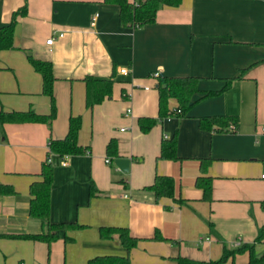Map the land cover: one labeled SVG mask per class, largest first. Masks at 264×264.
<instances>
[{"label": "crops", "instance_id": "obj_1", "mask_svg": "<svg viewBox=\"0 0 264 264\" xmlns=\"http://www.w3.org/2000/svg\"><path fill=\"white\" fill-rule=\"evenodd\" d=\"M23 6L13 46L0 49V111L49 113L31 55L51 63L56 115L50 126L0 121V183L16 191L0 195V264H87L99 254H127L116 236L100 238L102 225L127 227L140 238L128 252L131 264H176L177 256L216 260L224 248L242 243H252L264 264V0H181L137 27L123 25L119 5L109 0H0V27ZM155 72L200 77L198 91L185 116L158 120L142 132L139 117H158ZM85 76L114 80L110 96L91 108ZM227 78L234 79L225 91L203 97ZM176 105L170 98L168 107ZM215 114L236 115V130H202L199 118ZM71 115L81 116L77 141L85 151L48 155L49 140L66 135ZM174 134L177 158H158L164 135ZM111 139L117 157L106 154ZM47 158L53 180L43 220L29 215V185ZM116 158L129 160L127 171ZM201 159H209L204 173ZM156 175L173 178V197L155 198L148 186ZM200 175L211 180L210 199L196 185ZM46 221L83 227L59 230L49 244L7 236L44 232ZM155 231L164 239H149ZM247 260L244 252L223 264Z\"/></svg>", "mask_w": 264, "mask_h": 264}, {"label": "trees", "instance_id": "obj_2", "mask_svg": "<svg viewBox=\"0 0 264 264\" xmlns=\"http://www.w3.org/2000/svg\"><path fill=\"white\" fill-rule=\"evenodd\" d=\"M119 5V18L123 25L131 27L142 26L154 22L157 10L164 5L177 6L181 0H109ZM25 12L23 6L13 12L8 24L0 27V49L11 48L13 28L17 15ZM28 60L42 76V92L47 95L50 102V111L46 114L36 113L32 110L26 111H0V121L7 122H42L50 126L51 121L56 115L55 99L53 96L52 85L55 77L52 74L51 63L42 61L28 55ZM156 89L158 93V117H139L137 123L142 132H147L158 121L172 116H185L194 104L193 95L198 91V82L200 77L196 76H157ZM234 78H227L225 84L219 90H210L204 93V96L217 95L225 91ZM85 105L91 108L96 103L101 102L105 97L110 96L114 80L112 78H97L94 76H85ZM170 98L177 102L175 109L168 107ZM234 128L230 129L229 125ZM238 124V117L229 114L207 115L199 118V127L202 130H215L218 132H234ZM81 127V116L71 115L68 120V130L66 135L60 139H50L48 143V155L51 153L59 156L79 155L85 149L79 145L77 138ZM106 154L110 157H117L116 142L111 139L106 145ZM158 158L176 159V138L175 134L170 138H163L160 145ZM209 163V159H201V171L204 173ZM40 178L34 180L29 185V207L28 212L32 217L48 219L50 208V191L53 180V166L48 158L41 164ZM196 185L202 189L203 199H210L211 180L208 176L200 175L196 178ZM156 199L167 196H174V180L171 176L156 175L150 186ZM97 188L90 183L89 193L94 195ZM16 191L10 184L0 183L1 194H14ZM181 202L182 199H176ZM47 222V229L39 233L7 234L13 238H23L44 241L47 244L58 237L59 230L79 229L83 225L75 221L68 222ZM99 236L102 239H112L117 237L120 244L126 249L127 254H99L88 259L87 264H131L128 252L135 247L140 240L131 234L127 227L106 226L98 228ZM68 240V236L64 237ZM149 239L163 240L164 237L155 231ZM248 253V260L245 264H258L262 257H257L253 251V244L242 243L234 248H224L221 256L216 260L195 261L183 256L176 257V264H223L236 254Z\"/></svg>", "mask_w": 264, "mask_h": 264}, {"label": "built area", "instance_id": "obj_3", "mask_svg": "<svg viewBox=\"0 0 264 264\" xmlns=\"http://www.w3.org/2000/svg\"><path fill=\"white\" fill-rule=\"evenodd\" d=\"M59 35H62V33H59ZM53 39H54V37L51 36L49 39L46 40V44H51V42H52ZM118 71L122 75H127L128 74V68L127 67H120ZM152 76L153 77H157L158 76V73L155 72V73L152 74ZM123 96H127V94L126 93H123ZM130 111H131V109L129 107L126 108L125 111H124V113H123V115L127 117L130 114ZM229 128L230 129H233L234 128L233 124H230L229 125ZM119 129L120 130H123L124 128L121 127ZM262 133L264 134V127L262 128ZM166 137L167 136L164 135V138H166ZM64 157H65V155H64ZM48 160L50 161V158H48ZM105 161L106 162H109V159L107 158V159H105ZM61 164L62 165H66V160L64 158L61 160ZM261 177L264 178V172L261 174ZM237 244L238 243H235V245H237Z\"/></svg>", "mask_w": 264, "mask_h": 264}, {"label": "water", "instance_id": "obj_4", "mask_svg": "<svg viewBox=\"0 0 264 264\" xmlns=\"http://www.w3.org/2000/svg\"><path fill=\"white\" fill-rule=\"evenodd\" d=\"M115 164L119 167L121 171H127L129 160L127 158H116Z\"/></svg>", "mask_w": 264, "mask_h": 264}]
</instances>
